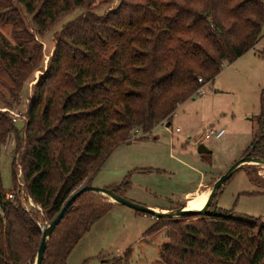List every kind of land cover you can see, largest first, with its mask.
<instances>
[{
	"label": "trees",
	"instance_id": "obj_1",
	"mask_svg": "<svg viewBox=\"0 0 264 264\" xmlns=\"http://www.w3.org/2000/svg\"><path fill=\"white\" fill-rule=\"evenodd\" d=\"M93 5L95 0H0V22L13 25L18 43L0 34V63L18 67L17 76L38 63L26 16L42 38L68 14L86 10L55 36L28 106L25 135L0 113V156L15 134L23 178L17 179L13 161V199H7L0 172V264H34L40 219L50 224L112 153L131 142L134 130L141 128L139 140H148L160 121L215 80L224 63L264 38V0H121L104 15ZM248 154L264 160V95ZM254 167L240 169L262 179ZM130 186L126 179L107 189L124 197ZM220 191L205 215L160 218L148 230L145 236L169 228L160 264H264V222L218 209ZM28 197L42 214L26 210ZM117 205L99 194L82 195L54 230L42 264H67L92 226Z\"/></svg>",
	"mask_w": 264,
	"mask_h": 264
},
{
	"label": "rangeland",
	"instance_id": "obj_2",
	"mask_svg": "<svg viewBox=\"0 0 264 264\" xmlns=\"http://www.w3.org/2000/svg\"><path fill=\"white\" fill-rule=\"evenodd\" d=\"M120 1L95 0L92 10L104 15L116 8ZM85 12V9H77L68 14L42 38L36 34L31 17L26 16L30 33L35 36L30 45L36 47L37 65L35 63L22 76H17L18 67L9 68L0 63V113L11 118L22 136L25 135L28 106L36 83L47 69L56 34ZM0 34L11 45L18 44L10 22H0ZM198 91L178 106L170 117L172 122L170 118L160 121L148 140L120 145L91 179V185L110 188L127 179L131 186L124 193L126 199L150 209V205L168 208L169 211L163 213L183 206L186 207L184 210H189L190 201L184 205L183 194L191 184L204 174H226L244 157L253 142L264 95V38L255 49L234 63H224L215 80L203 87V95ZM13 114L19 115L17 122L13 120ZM167 122H171L169 129L165 128ZM209 127L224 129L226 133L219 140L205 142L204 146L212 153L200 155L197 140ZM177 128L180 133H176ZM137 131L141 137L144 136L141 128ZM16 148L15 134L9 136L1 148L0 172L3 187L8 193L13 187V161L16 162L17 179L23 180ZM254 168L252 170L257 171L262 179L252 178L247 169L236 171L221 188L215 205L218 209L264 222V167L256 165ZM37 209L42 214L43 210ZM157 223L158 219L152 215L126 206L114 207L81 239L67 264H160V248L170 240L169 228L161 227L153 235L145 236ZM39 226L43 230L48 223L40 219ZM28 264L33 263L29 260Z\"/></svg>",
	"mask_w": 264,
	"mask_h": 264
},
{
	"label": "water",
	"instance_id": "obj_3",
	"mask_svg": "<svg viewBox=\"0 0 264 264\" xmlns=\"http://www.w3.org/2000/svg\"><path fill=\"white\" fill-rule=\"evenodd\" d=\"M134 141H131L127 144H131ZM198 153L200 155H206V154H211L212 152L208 150L204 144H201L198 149ZM245 165H258V166H264V160L259 159V158H254L251 156V154H248L244 156L240 161L236 162L230 169L229 171L221 176L212 186L211 193L209 195V198L206 202V204L203 206V208L199 211H192V210H184L186 207L183 206L178 210L170 211L168 213H163V212H157L155 210H152L146 206L137 204L135 202H132L128 199H126L123 196L117 195L114 193L112 190H109L107 188H99L95 187L92 185H84L80 187L76 192H74L71 197L67 200L66 204L62 208L61 212L58 214V216L50 223L48 226L43 229V236H42V241L38 250L37 258L35 260L34 264H42L44 257H45V252L47 249V243L52 236L54 230L56 227L60 224L62 219L65 217L66 213L68 210L73 206V204L84 194L86 193H95L102 195L106 198H108L111 202L116 203L118 205L126 206L129 207L136 212L145 214V215H152L156 217L157 219L163 218H179L183 217L186 215H205L209 211V207L212 205L216 194L218 191L226 184L227 181L231 179V177L235 174V172L242 168Z\"/></svg>",
	"mask_w": 264,
	"mask_h": 264
},
{
	"label": "crops",
	"instance_id": "obj_4",
	"mask_svg": "<svg viewBox=\"0 0 264 264\" xmlns=\"http://www.w3.org/2000/svg\"><path fill=\"white\" fill-rule=\"evenodd\" d=\"M258 45V44H257ZM256 45V46H257ZM256 48V47H255ZM254 48V49H255ZM49 60V59H48ZM145 141V140H144ZM128 145V144H127ZM221 176H215L213 174H204L201 175L200 180H198L196 183H192L191 184V188L189 190H187L184 194H183V200L185 201L183 204L187 205V203L190 201V205L193 204V202L198 199V198H203L205 197L204 202L208 200L209 195L211 193V189L212 186L214 185V183L220 178ZM203 202V203H204ZM205 202V204H206ZM204 204V205H205ZM117 207H123L120 205L115 206V208ZM150 207L157 211V212H167L169 211L168 208H164V207H159V206H154V205H150ZM186 209V208H185Z\"/></svg>",
	"mask_w": 264,
	"mask_h": 264
},
{
	"label": "built area",
	"instance_id": "obj_5",
	"mask_svg": "<svg viewBox=\"0 0 264 264\" xmlns=\"http://www.w3.org/2000/svg\"><path fill=\"white\" fill-rule=\"evenodd\" d=\"M200 81H202V79H200ZM202 90H203V88L199 89L198 94L203 95ZM27 103H29V100H27ZM13 117H14L13 118L14 122H17V118L19 117V115L13 114ZM165 128L166 129L171 128V122H167L165 124ZM180 132H181V130L179 128H177L176 133H180ZM225 133L226 132L224 129H215V128L209 127L205 130V132L201 136V138L199 140H197V144H199V145L204 144L205 142H207L211 139L219 140L225 135ZM139 138H141V136L139 135L138 131L134 130L130 136L131 141L139 140ZM21 185H23V184H21ZM24 195L27 196L25 193H24ZM6 197H7V199H13V195L11 193H8L6 195ZM29 206L32 208H38L32 202V200L28 197V204L25 206L27 211H29V208H30Z\"/></svg>",
	"mask_w": 264,
	"mask_h": 264
},
{
	"label": "bare ground",
	"instance_id": "obj_6",
	"mask_svg": "<svg viewBox=\"0 0 264 264\" xmlns=\"http://www.w3.org/2000/svg\"><path fill=\"white\" fill-rule=\"evenodd\" d=\"M262 167H264V166H262ZM204 200H205V198L197 199L196 201L193 202V204L189 205L190 206L189 210H191L192 208H194V209H192V211L201 210L203 208L205 202H206V201L204 202Z\"/></svg>",
	"mask_w": 264,
	"mask_h": 264
}]
</instances>
